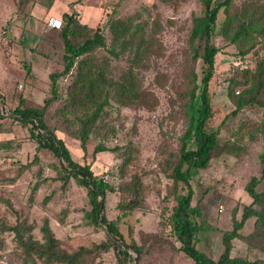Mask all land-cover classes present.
Masks as SVG:
<instances>
[{
    "label": "rangeland",
    "instance_id": "374dc122",
    "mask_svg": "<svg viewBox=\"0 0 264 264\" xmlns=\"http://www.w3.org/2000/svg\"><path fill=\"white\" fill-rule=\"evenodd\" d=\"M262 6L264 0H231L226 12L218 11L210 38L217 52L208 82L211 116L206 126L217 132L218 143L207 167L192 174L189 185L191 220L198 226L195 248L214 261L222 252L221 234L231 229L233 220H240L243 208L251 203L244 192L246 183L260 176L264 32L236 40L232 34L247 9ZM202 9L200 0H0V264H47L25 256L13 233L1 230L4 225H14L15 217L33 226L31 235L38 242V229L47 219L66 253L81 247L91 249L107 240L104 228L88 221L85 189L72 179L62 188L54 173L59 160L37 150L26 128L11 116L19 98L27 107L40 108L50 97L48 75L62 70L63 50L59 31L48 30L46 23L49 17L61 19L63 12H73L78 24L88 28H76L75 36L69 38L73 44L98 29L106 49L110 48L109 20L129 19L137 28L118 58L101 48L89 55L109 91L85 151L75 138L76 119L91 108L80 103L68 107L64 100L75 68L57 80V98L45 110V125L75 163L88 165L92 174L113 190L105 195L103 215L113 222L126 244L139 250L138 255L129 252L136 264H192L178 250L169 216L174 194L185 193L181 183L173 184L171 174L187 128L184 104L193 86L192 74L198 90L200 87L202 64L193 50L199 54L201 44L191 43L189 34L191 19L200 16ZM140 37L151 42L142 54L136 52ZM258 64L262 67L258 93L245 94L244 99L251 101L237 109L235 97L256 84ZM124 74L133 79L130 92L114 94L113 83L120 82ZM103 95L101 90L100 98ZM186 145L192 149V140ZM97 146L107 151L92 154ZM255 191H264V180ZM132 201H141L139 208L123 216L118 206L130 207ZM252 208L260 210L258 205ZM254 221L251 217L244 222L238 237L231 241L229 256L264 264V231L251 235ZM77 264L116 261L110 248L104 253L84 254Z\"/></svg>",
    "mask_w": 264,
    "mask_h": 264
},
{
    "label": "trees",
    "instance_id": "16d2710c",
    "mask_svg": "<svg viewBox=\"0 0 264 264\" xmlns=\"http://www.w3.org/2000/svg\"><path fill=\"white\" fill-rule=\"evenodd\" d=\"M200 2L203 8L202 14L191 19L189 38L191 43L198 42L201 44L200 53L197 54L196 50H193V53L194 57H198L201 60L202 76L198 90L195 85V76L194 74L191 75L193 86L188 90V98L184 104L187 128L181 138L178 159L172 171L171 180L175 186L177 183H181L184 186L185 193H175L173 196L175 205L172 207L169 216L170 229L175 242L179 244L178 250L192 264H249L245 260L231 258L229 253L232 247L231 241L238 237V231L247 219L255 218L251 235L260 234L264 231V191L259 193L255 191L256 186L264 180V152L259 155L261 164L259 178L251 177L244 187V192L251 199V203L243 208L240 220H233L231 229L221 234L222 252L218 259L215 261L209 259L195 248L198 226L191 220L193 211L190 210L192 191L189 185V178L196 171L207 167L218 143L217 132L206 126L211 116L208 82L212 76L213 60L217 52V49L210 43V38L215 27L218 11L221 9L226 12L231 0H200ZM61 20L60 28L49 29L59 31L63 50L62 70L59 73L48 75L50 97L43 101L40 108L27 107L24 105V101L19 98L16 107L11 112V116L20 126L26 128L28 138L34 142L37 150H45L59 160L58 167H55L54 173L55 177L61 181L62 188L67 185L69 179H72L79 187L85 189L87 203L90 207V211L87 214L88 221L95 227H103L106 231L107 240L94 245L91 249L81 247L73 253H66L60 249L59 240L53 236L47 219L42 220L38 229L40 242L33 239L31 235L33 226L27 224L24 219L15 217L16 222L14 225H4L5 227H2L1 230L13 233L18 246L25 256H34L47 264H77L78 259L84 254L95 251L104 253L110 248L114 252L116 264H136L135 260L129 256V252L133 255H138L139 250L133 244H126L113 222L108 221L103 215L105 195L107 192H113V190L102 179L96 178L89 170L88 165L75 163L62 141L55 137L54 133L47 128L43 121L46 108L57 98V80L69 75L71 70L75 68L73 80L66 88L64 100L68 107H73L75 103H80L81 105L88 104L91 108L89 113L83 114L76 119L78 129L75 138L79 142L80 150L84 152L91 128L99 117L109 91V85L105 86L101 72L93 69V63L89 59V55L95 48L106 49L103 37L98 29H95L91 35H87L82 42L73 44L69 38L75 36L77 33L76 28H81L84 31L88 30V28L78 24L73 12L63 13ZM226 26L223 28H226ZM107 27L111 36V44L106 51L113 58H118L123 50L122 48L125 47V42L133 36L137 27L131 26L129 19H126V21L109 20L107 21ZM263 32L264 6L251 7L236 22L232 39H247L253 34L262 35ZM150 47L151 42L140 37L136 45V52L142 54L149 50ZM260 66L258 64L256 67V84L251 85L246 91L242 90L240 95L235 97L237 109L251 101V99H244L245 94L258 93L262 74V67ZM231 82L233 83L232 80L230 84ZM113 85L114 94H128L133 85V79L130 74H124L120 82L113 83ZM101 90L104 92L102 98H100ZM230 94L229 96H231ZM260 103L264 106V102ZM187 140H192V149L187 148ZM104 151H107V149L97 146L93 149L92 154ZM131 189L134 193H137L136 186H132ZM140 203L141 201H132V206L125 208L118 206V209L125 216L134 209L139 208ZM254 205L260 206V210L255 211L252 208Z\"/></svg>",
    "mask_w": 264,
    "mask_h": 264
},
{
    "label": "built area",
    "instance_id": "2783aa9c",
    "mask_svg": "<svg viewBox=\"0 0 264 264\" xmlns=\"http://www.w3.org/2000/svg\"><path fill=\"white\" fill-rule=\"evenodd\" d=\"M46 26L48 29H58L61 26V19L49 17Z\"/></svg>",
    "mask_w": 264,
    "mask_h": 264
},
{
    "label": "crops",
    "instance_id": "0c3cea01",
    "mask_svg": "<svg viewBox=\"0 0 264 264\" xmlns=\"http://www.w3.org/2000/svg\"><path fill=\"white\" fill-rule=\"evenodd\" d=\"M11 8V7H10ZM64 13V12H63ZM49 30V29H48Z\"/></svg>",
    "mask_w": 264,
    "mask_h": 264
}]
</instances>
